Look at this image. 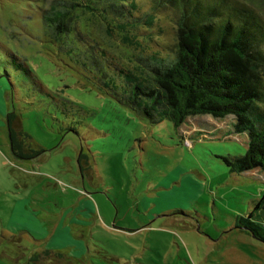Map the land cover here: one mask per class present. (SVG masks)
<instances>
[{"label":"rangeland","instance_id":"1","mask_svg":"<svg viewBox=\"0 0 264 264\" xmlns=\"http://www.w3.org/2000/svg\"><path fill=\"white\" fill-rule=\"evenodd\" d=\"M54 1L0 0V264H264L247 229L264 221V173L224 160L247 150L234 116L177 128L124 102L129 40L175 42L173 15L127 31L94 0L57 43L42 16ZM9 113L34 158L14 154Z\"/></svg>","mask_w":264,"mask_h":264},{"label":"trees","instance_id":"2","mask_svg":"<svg viewBox=\"0 0 264 264\" xmlns=\"http://www.w3.org/2000/svg\"><path fill=\"white\" fill-rule=\"evenodd\" d=\"M93 1L55 0L50 9H44L43 20L54 42L74 33V13L95 10ZM107 1L115 18L127 17V31L143 24L154 27L163 12L176 19L177 39L166 47L160 43L155 49L148 46L146 52L140 39L129 40V46L136 48L132 47L133 65L117 63L114 72L125 79L121 92L125 104L153 122L157 116L170 118L177 128L196 115L216 119L232 115L234 131L245 134L248 145L244 154L224 160L232 172L264 173V18L253 0H148L147 6L140 0ZM102 54L107 52L102 50ZM11 115L14 154L34 158L39 152L27 151ZM189 132L184 130L185 135ZM248 222L247 229L264 241V221L258 225ZM38 259L39 255L34 256L33 264H41Z\"/></svg>","mask_w":264,"mask_h":264}]
</instances>
